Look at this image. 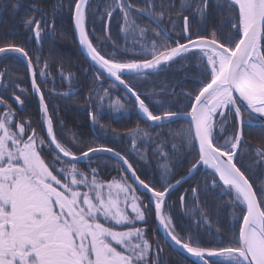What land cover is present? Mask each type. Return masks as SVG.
<instances>
[{"label": "snow or ice", "instance_id": "1", "mask_svg": "<svg viewBox=\"0 0 264 264\" xmlns=\"http://www.w3.org/2000/svg\"><path fill=\"white\" fill-rule=\"evenodd\" d=\"M216 2L220 4L222 0ZM223 2L233 14L228 39L218 37L215 32L193 38L189 17L184 15L185 42L177 39L175 46H171L153 39L150 46L141 44L139 54L145 57L143 59L120 60L115 52L106 57L93 45L85 27L89 0H76L75 27L79 31V43L98 66L96 78L99 80L106 74L118 82L125 95L134 98L135 106L146 121L164 124L188 119L189 127L182 128L178 134L189 147L198 144V159L191 165L190 175L196 174L201 166L209 169L206 175L211 181H205V188L219 189L221 194L231 197L229 203L241 209L242 223L230 239L227 242L221 239L217 247H204L191 234L177 233L165 207L166 197L181 180L170 182L171 169L167 164L161 165L165 169L164 183L158 189L141 179L129 160L112 148L90 146L77 155L62 143L54 133L45 95L37 82L33 57L25 48L7 44L0 46V54L15 53L27 63L32 76L31 88L39 97L48 139L31 129L30 123L16 121L11 105L0 98V107L5 109L0 112V264H161L158 255L150 258L152 245L144 228L137 226V222H146L149 205L154 207L159 226L170 241L194 257L197 264H264V179L252 181L239 166L244 143V112L248 114V123L264 118V0ZM181 7H191L190 0H182ZM206 7L207 0L196 5V12L202 18ZM116 9L122 13V30L138 31L141 37L148 30L136 23V16L147 14L159 27L164 15L163 10L155 11L154 0H146L143 8L130 0H112L106 9L107 16L111 18ZM41 23L31 16L24 21L25 28L32 31L37 40L42 38ZM161 32L167 40L165 29L154 31V36L160 37ZM189 54L196 56L200 75L207 77L194 96L187 94L190 112L155 114L126 77H143L146 70L156 71L174 58L187 59ZM39 63L37 57L35 64ZM3 75L0 73V77ZM45 75V70H39L40 77ZM0 87H5L2 81ZM19 90L26 92L23 88ZM104 93L107 96L108 89H104ZM14 98L23 105L20 96L14 95ZM98 99L103 102L104 97ZM110 107L121 110L125 104L116 98L110 100ZM230 115L234 116L237 127L233 134L227 135ZM93 122H96L94 114ZM135 134L146 136L147 132L137 128ZM46 148L51 153L50 159L44 155ZM97 153H112L117 157L131 173V179L149 194V203L145 204L137 195V188L128 182L127 176L103 182L96 168L89 166V173L78 168L79 161L90 162ZM255 154L257 163L264 164V148L257 147ZM190 191L195 202L192 214L199 210L207 222L206 212L199 208L198 187ZM180 200L183 206L185 196ZM117 227L126 230H116Z\"/></svg>", "mask_w": 264, "mask_h": 264}, {"label": "trees", "instance_id": "2", "mask_svg": "<svg viewBox=\"0 0 264 264\" xmlns=\"http://www.w3.org/2000/svg\"><path fill=\"white\" fill-rule=\"evenodd\" d=\"M109 1L112 3V0H89L85 9V27L89 39L106 57L115 52L116 58L120 60L143 59L145 57L139 54L142 51L140 46H150L153 39L171 46H175L174 41L177 39L184 43V15L189 17V29L193 38L197 35L208 36L212 32L222 39L229 38V20L233 14L223 0L220 4L216 0H207L203 18L196 12V5L202 0H190L191 7L185 8L181 7L182 0H154L155 11L158 13L163 10L164 15L159 27L153 17L147 14L136 16V23L148 30L144 37L138 31L126 33L122 30L124 21L120 11H114L111 18L107 16ZM75 2L76 0H0V46L15 44L25 48L33 57L37 82L45 95L54 133L74 153L79 155L90 146L112 148L129 160L141 179L158 189L164 183L165 169L161 165L167 164L171 169L170 182L175 183L187 175L191 165L198 159L195 144L189 147L178 134L182 128L187 129L189 124L182 119L162 125L146 123L138 117L133 100L121 88L105 75L99 80L96 78L95 71L74 37L72 13ZM130 2L140 8L146 6V0ZM29 16L42 22L40 40L25 28L24 21ZM161 29L167 31V40L164 39L163 32L160 37L154 36V31ZM37 57L39 64H35ZM41 69L46 72L44 77L39 76ZM200 71L196 56L189 54L187 59L177 57L173 62L143 77L130 76L126 79L135 86L155 114H162L164 111L181 112L190 109L187 94L194 96L200 85L207 81V77L201 76ZM0 73L4 74L1 81L5 85L0 87V98L11 105L14 119L30 123L31 129H35L39 136L47 140L39 100L31 90L24 61L14 53L3 54L0 56ZM20 88L26 92L21 93ZM104 89H108L107 96ZM14 95L20 96L22 106ZM98 97H104L103 102ZM116 98H120L125 104L124 109L115 110L110 107V100ZM4 110L0 107V112ZM93 114L96 122H93ZM243 115L244 143L239 166L252 181L258 182L264 179V164L257 163L255 149L264 148V124L255 121L248 123L247 112ZM226 127L227 135L236 131L234 116H229ZM137 128L147 132V135L137 136ZM31 129L26 128V131L31 132ZM220 143H224L223 139ZM44 155L51 158L47 148ZM77 166L85 173H89V166L96 168L98 177L103 182L120 179L122 175L128 177L122 165L106 154H96L90 162L83 161ZM208 172L210 171L200 168L189 180L168 194L165 212L170 213L179 235L191 234L194 239L199 240L201 246L217 247L220 246L221 239L227 242L232 232L241 224V209L229 203L231 197L221 194L219 189L205 188V181H211V177L206 175ZM128 182L131 183L130 179ZM192 187H198L199 208L206 212L207 222L201 217L199 210L195 215L192 214L195 204L190 191ZM137 195L141 196L145 204L149 203L148 195L138 190ZM182 195L185 196L183 206L180 200ZM137 226L144 228L145 236L152 245L150 258L158 255L161 264H197L172 250L164 242L155 228L152 205L147 209L146 222H137ZM217 229L220 231L217 232ZM116 230L126 229L117 227Z\"/></svg>", "mask_w": 264, "mask_h": 264}, {"label": "water", "instance_id": "3", "mask_svg": "<svg viewBox=\"0 0 264 264\" xmlns=\"http://www.w3.org/2000/svg\"><path fill=\"white\" fill-rule=\"evenodd\" d=\"M72 28H73V33H74L75 40H76V42H77V44H78V46H79V48H80L82 54L84 55V57H85L86 60L88 61L89 65H90L93 69H97L98 66L95 65V63H94V62L91 60V58L88 56V54H87V50H86V49H85V48L79 43V31H78V30L76 29V27H75V5H74V7H73V13H72ZM14 54H15V53H14ZM1 55H3V54H0V56H1ZM16 55H18V54H16ZM18 56H19V55H18ZM19 57L24 61V63L26 64V67H27V63H26L25 59H24L23 57H21V56H19ZM27 70H28V68H27ZM146 71H147V73L153 72V71H151V70H146ZM28 74H29V83H30V87H31L32 76H31L29 70H28ZM105 75H106V74H105ZM106 76H107V75H106ZM108 78H109L112 82H114L118 87H120L122 90H124L123 87L120 86V85L118 84V82H115V81H114L112 78H110V77H108ZM0 81H1V77H0ZM31 90H32V88H31ZM32 92L37 96V94H36L34 91H32ZM37 98H38V100H39V97H38V96H37ZM132 100L134 101V98H133ZM135 108H136V113H137L138 117H139L142 121H144V122H146V123H149V124H151V125H161V124H159V123H157V124H152L151 122L146 121V120L142 117V115L140 114V112H139V110H138V107L135 106ZM190 110H191V109H190ZM189 112H190V111H189ZM184 113H187V112H184ZM181 119H182V120H185L186 122L189 123L188 119H183V118H181ZM181 119H177V120H181ZM257 121L264 123V118H260V117H258V118H257ZM165 123H167V122H165ZM165 123H164V124H165ZM45 132H46V126H45ZM46 137H47V135H46ZM47 139H48V138H47ZM196 149H198V144H196ZM116 152H117V151H116ZM97 154H106V155H109V156L113 157L116 161H118V158L115 157L112 153H97ZM61 155H62V154H61ZM90 155H91V154H90ZM66 159H70V158H66ZM81 162H83V161H79L78 163H81ZM118 162H119V161H118ZM119 163L122 165V162H119ZM122 167H123L124 170L126 171V166H125V165H122ZM201 168L204 169V170H209V169H206V168H204V167H202V166H201ZM209 171H210V170H209ZM126 173L128 174L130 180L132 181V183L134 184V186L137 188V190H138L139 192L149 195L148 193H146V191H145L142 187H140L138 184L135 183L134 180L131 179V173H130V172H127V171H126ZM191 176H192V175H190V173L188 172L187 175H185L184 177H182L181 179H179V180H181V183H180V184H182L183 182H185L186 180H188ZM180 184H179V185H180ZM179 185H176L175 188H177ZM175 188H174V189H175ZM174 189H172L171 191H173ZM171 191H170V192H171ZM153 215H154V220H155V228H156V230L158 231V233L160 234V236L163 238L164 242H165V243H166V244H167L172 250H174V251H176L177 253H179V254H181V255H184L185 257H188V258L192 259L193 261L197 262L196 259H195L194 257H191L189 254L185 253L182 249H180L178 246H176L174 243H172V242L170 241V239L168 238V236L166 235V233L164 232V230L159 226V222H158V220H157V218L155 217V214H154V207H153Z\"/></svg>", "mask_w": 264, "mask_h": 264}, {"label": "rangeland", "instance_id": "4", "mask_svg": "<svg viewBox=\"0 0 264 264\" xmlns=\"http://www.w3.org/2000/svg\"><path fill=\"white\" fill-rule=\"evenodd\" d=\"M111 3H110V1H109V3H108V5H110ZM128 211H130L131 212V209L129 208V209H127Z\"/></svg>", "mask_w": 264, "mask_h": 264}]
</instances>
